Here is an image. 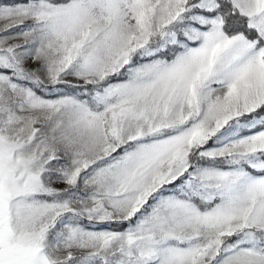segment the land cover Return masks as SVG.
<instances>
[{
    "label": "snow or ice",
    "instance_id": "obj_1",
    "mask_svg": "<svg viewBox=\"0 0 264 264\" xmlns=\"http://www.w3.org/2000/svg\"><path fill=\"white\" fill-rule=\"evenodd\" d=\"M0 264H264V0H0Z\"/></svg>",
    "mask_w": 264,
    "mask_h": 264
}]
</instances>
